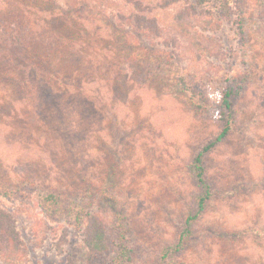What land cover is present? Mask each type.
Masks as SVG:
<instances>
[{"label": "rangeland", "instance_id": "374dc122", "mask_svg": "<svg viewBox=\"0 0 264 264\" xmlns=\"http://www.w3.org/2000/svg\"><path fill=\"white\" fill-rule=\"evenodd\" d=\"M7 1L31 5L37 18L52 13L59 20L68 10L67 0H0V8ZM188 4L178 0L153 11L164 31L158 39L129 29L119 33V25L93 15L97 10L69 13L60 34L48 30L53 76L30 64L23 69L29 74L23 90L11 81L20 68L9 67L16 76L0 80V187L21 191L10 199L0 195V207L15 218L21 252L7 264H115L117 214L133 249L126 264L158 263L197 190L185 164L221 127L215 106L226 79L246 73L232 133L206 160L215 187L233 193L205 210L196 229H208L207 236L170 260L264 264V0H245L244 40L237 32L239 13L225 19L211 8L179 19ZM170 36L176 38L173 53L157 42ZM73 54L77 64L62 74L61 60ZM81 77L79 91L63 86ZM185 87L196 89L194 98ZM51 189L71 193L85 209L83 191L90 189L107 231L105 251L85 249L68 214L42 210L36 192Z\"/></svg>", "mask_w": 264, "mask_h": 264}, {"label": "trees", "instance_id": "16d2710c", "mask_svg": "<svg viewBox=\"0 0 264 264\" xmlns=\"http://www.w3.org/2000/svg\"><path fill=\"white\" fill-rule=\"evenodd\" d=\"M67 1L68 10L65 12V16H62L59 20H55L52 13H46L45 17L37 18L38 12L34 13L29 9V7L32 8L31 5L28 7L24 4L20 8V4L15 5L14 2L7 1V3H4L3 7L0 8V80L4 78L9 80L8 75L10 74L16 76L15 73L9 72V67L12 65L13 68L18 66L21 72L16 76L18 77L17 79H12L11 81L23 90L27 87L26 84L29 80V74L24 72L23 69H28L30 64L39 66L40 70L48 71L53 76V73L57 70L53 71L52 69L51 60L53 57L51 58V51L47 49L49 40H53L48 30L53 36L60 34V30L66 27L63 24L70 19L67 16L69 13L73 17L78 15L80 17L79 12L81 11L82 13V10L83 12L87 10L90 14L97 10V12H93V15L95 16L96 13H99L113 27L114 25H119L120 30L114 28L119 33H122L124 29H129L136 35L144 37V39L150 37L158 39L162 38L164 31L159 25L156 16L153 15V11L157 8L169 6L178 0H160L155 3L150 0H78L77 3H72L71 0L70 2L69 0ZM44 2L53 5L56 0H45ZM188 2L189 4L185 10L179 13V19L182 16L198 15L201 10L207 11L211 8L213 12L218 13L219 16L225 19H230V15L234 12L239 13L236 23L237 32L241 40H244V29L240 22V16H242L241 14L244 10L242 7L245 0H188ZM33 7L35 8V6ZM233 8H235V11H233ZM42 22L44 23L43 27L40 26ZM33 24L39 26V28L37 29ZM57 27L60 29H57ZM169 38V40L163 38L157 42L168 46L173 53L175 52L174 43L176 38L173 36ZM42 48L48 50L49 54L42 53L40 51V49L43 50ZM76 55L73 54L74 57L71 59L61 60V69L64 68L63 71L65 70L62 74H66L67 65L75 66L77 64L78 58ZM56 60L59 61L58 59ZM124 73V68L118 72L120 76L121 74L125 75ZM247 77H249V73H246L245 76H232L226 79L219 102L215 106V118L220 121L221 127L218 133L205 142L185 164V173L193 181L197 190L192 194L190 201L183 207L174 240L162 245L157 255L158 263L156 264H171V256L180 253L188 245L204 239L209 230H198L196 228L205 210L210 206L212 200L219 196H228L233 193V191L224 192L215 187L212 179L207 175L206 160L208 153L232 133L235 117L234 101L243 93L245 83L248 81ZM73 81V83L64 82L63 86L69 89L72 87L79 91L82 88L83 77L77 82L73 78ZM185 90L191 92V99L195 97L194 94L197 91L194 87H185ZM74 94L76 93L74 92ZM198 98L203 103H208L207 97L203 92H200ZM20 191L19 188L8 191L7 188L0 187V195L7 199L16 196ZM83 192L82 200L89 206L86 209L83 205H80L78 199L71 196V193L68 194L51 189L37 191L36 195L42 210L48 215L56 216V212L69 215L73 225L82 232V242L85 249L94 255L108 248L107 231L102 219L96 213L97 210L92 205V197L89 195L91 194L90 189H86ZM105 197V202L110 204L111 201L107 195ZM123 218L122 214H117V221L114 226L117 236L116 245L118 246L115 264H126L132 258L133 249L125 242L127 228L122 221ZM260 233L264 234V230ZM19 252H21V249L19 247V236L15 228V218L9 211L0 207V261L3 264H7L9 258L17 256Z\"/></svg>", "mask_w": 264, "mask_h": 264}]
</instances>
